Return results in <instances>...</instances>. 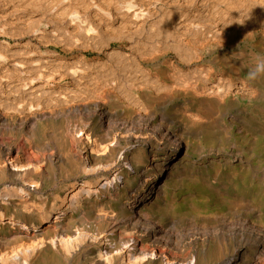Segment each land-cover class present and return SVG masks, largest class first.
<instances>
[{
  "label": "bare ground",
  "instance_id": "obj_1",
  "mask_svg": "<svg viewBox=\"0 0 264 264\" xmlns=\"http://www.w3.org/2000/svg\"><path fill=\"white\" fill-rule=\"evenodd\" d=\"M203 1L192 16L205 22L183 6L161 22L163 14L134 3L117 6L126 17L109 22L78 21L74 12L67 24L0 20V264H264L263 198L257 208L230 200V211L211 209L205 198L217 187L202 170L227 166L236 176L256 165L252 150L218 149L211 135L204 143L196 134L229 109L254 110L264 96L245 80L216 74L215 51L228 32L221 26L235 1L207 13ZM51 38L65 55L50 49ZM195 148L200 164L183 163L203 173L184 177L197 191L179 200L175 161ZM260 175L252 190L263 194Z\"/></svg>",
  "mask_w": 264,
  "mask_h": 264
},
{
  "label": "rangeland",
  "instance_id": "obj_2",
  "mask_svg": "<svg viewBox=\"0 0 264 264\" xmlns=\"http://www.w3.org/2000/svg\"><path fill=\"white\" fill-rule=\"evenodd\" d=\"M203 0H195V7H191L189 6L190 5V2H192L191 0H0V20L2 21V19H4L3 21H8L9 18L10 20L12 21H23L24 19V22H28V21H32L36 20L37 19H40V20H37L38 22H48V18L50 21L52 22H60V23H63V24H67L68 22L71 21V18L74 19L73 17H77L75 20L79 19L78 21H80L81 19H85V21H87L86 19H88L89 21H95V22H99L100 20L102 21H107L108 19V22L112 20L111 17L113 18H118V20H121L122 17H126V16H123L122 12H121V9L118 10L116 7L117 6H121V5H125V4H129V3H134L136 4L137 6H144L142 7L143 9H151V11H155V13L153 14H157L160 15V17L162 16V14L164 16H162L161 18L160 17H157L156 20H158L160 18L161 22L167 18L165 17H169L174 10V8H176V12H178L177 8L180 10L183 6L184 10H188V8H190V16L193 19V21H201V22H205L204 20H201L202 17H204V15L201 17H194L192 16V14H194L195 12H197L195 8H197L198 6H200V2H202ZM216 1V3H215ZM224 3H228V4H219V2H223ZM228 1V2H227ZM208 0V3L211 5H208L210 8L206 7V11L205 13H207V11L210 9L212 10V8H214L213 6H216L221 10L222 8H225L224 10L227 11L228 7L227 8L225 7L226 5H229V4H232L234 3L233 1H235V4L234 5L232 4L231 7L233 8L232 11L230 10L231 8H229V18L232 16L234 20H237V24L236 21L234 22L232 17L229 19L228 17H226L225 20L226 23L224 26H221L222 25V22L224 24V18L221 19V23L220 26H221V29L224 27V29H228V32L229 33H232V34H226L225 36V42H223V38L222 39V42H223V46H221L220 48L216 49L215 51V57H216V60H218L219 62H221L222 64V67H220L219 69H217V72L219 73H216L218 76L220 75H224L226 77H231L233 78L234 80L236 81H247L248 84H250L253 88V90L255 92H262L264 94V27H262L263 25L261 26H258V23L257 21L262 17V13H260V11H256L257 8H260L258 5L259 4H253L255 3L254 1H251V0H246L245 4H241L239 3V5L241 4V6L237 7L238 6V2H242V1H245V0ZM249 1H250V5L249 6ZM94 2V3H93ZM155 2V3H154ZM168 4H166V3ZM183 2V3H182ZM186 2V3H185ZM189 2V3H187ZM213 2V3H212ZM232 2V3H231ZM251 2H253L251 4ZM112 3V4H111ZM122 3V4H121ZM151 3V4H150ZM178 3V4H177ZM180 3H181V6H180ZM204 3V1H203ZM203 3L201 5H203ZM213 5H212V4ZM215 3V4H214ZM149 4V5H148ZM153 4V5H152ZM171 4V5H170ZM184 4V5H183ZM189 4V5H188ZM199 4V5H198ZM221 5V7H219V5ZM248 4V5H247ZM49 5V6H48ZM152 5V6H151ZM178 5V6H177ZM252 5H253V9L255 8L254 6H256V10H252ZM264 4H262V7H263ZM45 6V7H44ZM100 6V7H99ZM115 6V7H114ZM159 6V7H158ZM176 6V7H175ZM234 6V7H233ZM245 6V8L243 9V7ZM246 6H249V10H252L251 12H253V16L251 15V13L249 12L248 10V13H247V10L248 7ZM258 6V7H257ZM3 7V8H2ZM112 9L110 10L109 12V9ZM114 7V8H113ZM157 7V8H156ZM169 7V8H168ZM242 7V10L240 9ZM261 7V8H262ZM35 8V9H33ZM44 8H47L51 10L50 11H46ZM160 8V9H159ZM208 8V9H207ZM239 8V9H238ZM264 8V7H263ZM39 9V10H38ZM106 9V11H105ZM116 12H112L111 11H114ZM146 9V10H147ZM236 9H237V12H236ZM27 10V11H26ZM108 10V11H107ZM159 10V11H157ZM173 10V11H172ZM193 10V11H192ZM209 10V11H210ZM239 10H241V12L244 13V11H246L243 15V13L241 14V12H239ZM264 12V9H260ZM9 11V12H8ZM11 11V12H10ZM17 11V12H16ZM25 11V12H24ZM58 11V12H57ZM165 11V13H164ZM171 13H170V12ZM223 11V9L221 10ZM231 11V12H230ZM233 11L235 13H233ZM261 11V12H262ZM57 12V13H56ZM72 12V13H71ZM76 14L75 16H72L74 15V13ZM157 12V13H156ZM159 12V13H158ZM180 12V11H179ZM178 12V13H179ZM7 13V14H6ZM43 13V14H42ZM56 13V14H55ZM59 13V14H58ZM62 15H61V14ZM80 13V14H78ZM105 15H103V14ZM107 13V14H106ZM117 14L116 15H114ZM122 13V14H120ZM177 13V14H178ZM240 13V14H239ZM248 15H247V14ZM254 13L257 15H260L259 18H256V16L254 15ZM259 13V14H258ZM47 14V15H46ZM66 14V15H65ZM113 14V15H112ZM167 16H166V15ZM238 14V15H237ZM246 14V15H245ZM264 14V13H263ZM9 15V16H8ZM65 15V16H64ZM110 15V16H109ZM122 17H121V16ZM241 15V17H240ZM251 15V16H250ZM46 16V17H45ZM72 16V17H71ZM82 16V17H81ZM108 16V17H107ZM115 16V17H114ZM207 16V15H206ZM205 16V17H206ZM240 17L239 19L237 17ZM245 16V17H244ZM4 17V18H3ZM14 17V18H13ZM20 19H19V18ZM44 17V18H43ZM58 17V18H57ZM62 17V18H61ZM71 17V18H70ZM107 17V18H106ZM249 17V18H247ZM264 17V15H263ZM262 17V19H260L258 22L259 23H262L264 24V18ZM13 18V19H12ZM42 18V20H41ZM55 18V19H54ZM66 18V19H64ZM191 18V19H192ZM198 18V19H197ZM201 18V19H200ZM237 18V19H236ZM243 18V19H242ZM244 18H245V21L249 22L248 24L245 23L244 21ZM257 20V21H255ZM60 19L62 21H60ZM209 18L207 17V19L205 18V20L207 21ZM232 19V20H231ZM242 19V21H241ZM247 19V20H246ZM35 20V21H36ZM68 20V21H67ZM70 20V21H69ZM159 20V21H160ZM228 20L230 21V23L228 22ZM256 22L254 23L253 22ZM263 20V22H262ZM33 21V22H35ZM36 21V22H37ZM83 21V20H81ZM91 21V22H92ZM231 21H233V25L236 28H234V26H232L231 24ZM242 22L244 21V25H246V27H250L252 29V34L248 32V30L250 29L249 27L246 28L243 26V24H240L239 22ZM228 22V23H227ZM254 23V25L252 23ZM231 25V27L229 25ZM250 24V25H249ZM254 28H252L253 26ZM256 25V27H255ZM211 26V25H210ZM209 25H207L205 28L206 30L208 31V27L210 30H212L213 28H211ZM226 26V27H225ZM228 26V27H227ZM243 27H244V31H245V34L244 31H243ZM231 28V30H230ZM234 28V29H233ZM242 29V30H239V29ZM262 28V29H261ZM248 29V30H247ZM233 30V31H232ZM236 30V31H235ZM63 31V29L61 30ZM239 31V32H238ZM240 31H243V32H240ZM248 32V33H247ZM233 37H232V36ZM205 37H208L209 35L206 34L204 35ZM230 36V37H229ZM202 37V36H201ZM210 37V36H209ZM208 37V38H209ZM228 39H227V38ZM193 40H194V37L192 36ZM200 38V36H199ZM211 38V37H210ZM196 39V38H195ZM201 39V38H200ZM29 40H33V39H29ZM47 40V39H46ZM50 40V45H52L50 47V49H52L53 51H56V53H59L61 55H65L64 53V48H63V45L61 44H56L54 43V41L51 42V40H53V38L49 39ZM212 41V40H210ZM255 41V42H254ZM32 42H35V41H32ZM53 43V44H52ZM228 44V45H227ZM53 47V48H52ZM61 50V51H60ZM78 52V53H77ZM95 51H92L91 53H86L85 55L87 56L88 59H92V57H96V53ZM74 55L76 56H82V52L80 53L78 50L74 53ZM242 55V56H241ZM68 56V55H67ZM71 55L69 54L68 57H70ZM211 58V56H207L206 57V63L204 62V64H208V60ZM222 58V59H221ZM226 60H224V59ZM228 59V60H227ZM225 62H224V61ZM260 63V64H259ZM240 64V65H239ZM249 64V65H248ZM244 65V67L242 66ZM252 65V66H251ZM243 67V68H242ZM235 68V69H234ZM223 70V71H222ZM225 70V71H224ZM231 70V71H230ZM236 70V72H238V75L237 73L234 71ZM229 71V72H228ZM226 75H225V74ZM252 73V74H251ZM229 75V76H228ZM247 76V77H246ZM249 76V77H248ZM239 79H238V78ZM242 78V79H240ZM238 79V80H237ZM258 80V82L256 81ZM256 89L258 91H256ZM260 90V91H259ZM256 93V94H257ZM260 94V96H264L263 94ZM258 94V95H259ZM177 102H181L180 106H182V101H177ZM259 108V110H258ZM261 108V109H260ZM237 111H236V110ZM239 108H232V109H229L228 113L227 112V115H219L220 117L215 116L216 120L214 122V124L204 132L202 131H199L197 134L199 135L198 137L197 134L195 136V139L200 142V139L205 143V140H204V136L208 135L214 139L216 141V146L218 147V149H227V150H232L234 149L235 147L237 146H240L243 150H252V154L249 156L251 159H254L253 161V164H255L256 166H248L244 169H241L239 168L238 169V173L237 175L235 176L234 174H232L231 172V168L230 167H227V166H223V168L221 169V171L217 174H219L217 176V174H215L214 171H212L211 169H206V170H202L198 167V170L197 168L195 169H191L189 166H185L183 162H186L188 160H190L191 162L193 163H196V164H200L201 160L197 157V154L199 152V149L198 148H195L192 153H191V156L187 158V156L185 154H178V158L175 162H177L176 165H178V173H180L179 175H181V179H179V183L175 186V193L178 194V198L179 200L182 198V200H185L188 196V194H192L193 192L195 193V191H197L194 186L191 183L190 180H187V176L188 174L190 173H203L201 172L204 171V175H202V178L204 181H207L210 180L208 175L211 174V180L212 182H215V186L217 187V190L216 191H208L206 190V196L205 198H207L209 201H211V209H214V208H223L224 209H227V211H230V206H233L232 204L230 205V200H236V201H239L241 200V202L243 203H248L249 205H252V206H257V207H261L259 206L261 204V202L264 200V193H260V192H257L256 190H252V181H255L257 178H256V175H264V156L261 151H264V98L257 101V105L255 106V109L254 110H249L247 112H242L241 109ZM178 110V108H176L174 111ZM263 110V111H261ZM234 112V113H233ZM232 113V114H231ZM249 113V114H248ZM237 114V115H236ZM245 114V115H244ZM250 115V116H249ZM242 116V117H241ZM245 118H244V117ZM248 116V117H247ZM247 117V118H246ZM252 117V118H251ZM256 117V118H255ZM235 118V119H234ZM240 120H238V119ZM244 118V119H243ZM246 119V120H245ZM257 119V121H256ZM248 120V121H247ZM224 124H223V122ZM217 122V123H216ZM246 122V123H245ZM247 122L249 124H247ZM220 123V124H219ZM223 124V125H222ZM215 125V126H214ZM220 125V126H219ZM225 125V126H224ZM242 125V126H241ZM245 125V127H244ZM224 126V127H222ZM249 126V127H248ZM251 126V127H250ZM219 127V128H218ZM226 127V128H225ZM244 127V128H243ZM213 128V129H212ZM215 128V129H214ZM256 129V130H255ZM244 130V131H243ZM213 132L212 134H210L211 132ZM258 132V133H257ZM204 134V135H203ZM251 134V135H250ZM253 134V135H252ZM213 135V136H212ZM256 135V136H255ZM254 136V137H252ZM216 139H215V138ZM225 137V138H224ZM247 137V138H246ZM256 137V138H255ZM224 138V139H223ZM53 140V139H52ZM240 140V141H239ZM221 142V143H220ZM225 142V143H224ZM219 144H220V147H219ZM248 144V145H247ZM250 145V146H249ZM199 147V146H198ZM230 147V148H229ZM200 148V147H199ZM197 151V152H196ZM16 152H17V148H16ZM23 154L24 156H28L27 153L23 150ZM171 154V151L168 152V157L170 156ZM177 154V153H175ZM256 154V155H255ZM183 157V158H182ZM254 157V158H253ZM174 158L172 156V158L170 159V162L173 161ZM256 159V160H255ZM183 160V161H182ZM195 160V161H193ZM262 161V162H261ZM183 166V167H182ZM263 166V167H262ZM181 167V168H180ZM250 167H251V170H250ZM184 168V169H183ZM230 168V169H229ZM263 168V169H262ZM182 169V170H181ZM225 169V170H224ZM228 169V170H227ZM253 169V170H252ZM263 171H259L261 170ZM196 170V171H194ZM243 170V171H242ZM248 170V171H246ZM184 171V172H182ZM198 171V172H197ZM254 171V172H253ZM182 172V173H181ZM224 172V173H223ZM231 172V173H230ZM186 173V175H185ZM208 173V174H207ZM227 173V175H226ZM246 173V174H245ZM254 173H256V175H254ZM250 174V176H249ZM260 175V176H261ZM208 176V177H207ZM216 176V177H214ZM222 176V177H220ZM227 176H229L227 178ZM231 176V177H230ZM233 176V177H232ZM239 176V177H238ZM186 177V178H184ZM241 177V178H240ZM243 177V178H242ZM252 177V179H251ZM184 178V179H183ZM239 178V179H238ZM248 178V179H247ZM215 179V181H214ZM217 179V180H216ZM237 179V180H236ZM187 180V181H186ZM226 180V181H225ZM186 181V182H185ZM217 181V182H216ZM222 181V183H221ZM229 181V182H228ZM231 181V182H230ZM233 181V182H232ZM234 185H233V184ZM250 183V184H249ZM221 184V185H220ZM237 184V185H236ZM248 184V185H247ZM224 185V186H223ZM227 187H226V186ZM250 185V187H249ZM219 186V187H218ZM248 186V187H247ZM184 187V188H183ZM226 187V188H224ZM238 187V188H237ZM247 187L246 190H244L245 188ZM192 188V190H191ZM251 188V189H250ZM177 189V190H176ZM250 189V190H249ZM195 190V191H194ZM236 190H240V191H236ZM252 190V191H251ZM178 193H177V192ZM250 191V192H249ZM247 192V193H246ZM250 194H249V193ZM258 194H257V193ZM180 193V194H179ZM213 193V194H212ZM223 194V195H222ZM262 194V196H261ZM213 195V196H212ZM226 195V196H225ZM247 198H246V197ZM249 196V197H248ZM254 196L256 198H254ZM222 197V198H221ZM252 197V198H251ZM260 197L263 198V200L260 199ZM212 198V200H211ZM226 199V201H225ZM228 199V200H227ZM243 200V201H242ZM249 200V201H248ZM252 202H251V201ZM253 200H255L257 202V204H254L256 202H253ZM260 200V201H259ZM247 201V202H246ZM190 200L187 201V202H183V208L185 209L184 210V213L188 212V209H190L191 207V204H190ZM224 202V203H223ZM242 203H240V205H242ZM260 203V204H259ZM256 207V208H257ZM253 221H260L259 218H257L255 216V218H252ZM264 223V221H263Z\"/></svg>",
  "mask_w": 264,
  "mask_h": 264
}]
</instances>
